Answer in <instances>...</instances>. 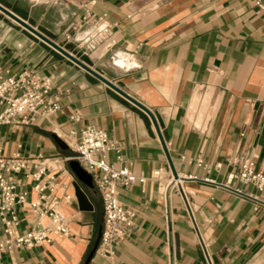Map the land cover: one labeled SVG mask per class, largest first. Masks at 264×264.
<instances>
[{"label": "crops", "instance_id": "crops-1", "mask_svg": "<svg viewBox=\"0 0 264 264\" xmlns=\"http://www.w3.org/2000/svg\"><path fill=\"white\" fill-rule=\"evenodd\" d=\"M0 2L64 45V34L83 13L52 0ZM91 10L95 18L106 14L117 45L83 59L152 114L0 11V66L53 76L52 94L63 105L32 124L0 126L3 151L70 156L92 125L122 143V161L112 151L109 162L149 177L119 189L121 201L135 212L131 235L113 258L96 249L89 264H210L200 235L213 264H264V206L256 208L247 196L264 200V186L230 178L244 165L264 175V10L252 0H97ZM114 51L128 59L115 64ZM76 114L79 120L72 119ZM69 163L63 164L71 170ZM155 171L159 178H151ZM58 175L70 183L58 194L74 195L62 205L71 218L70 236L8 250L0 264H85L103 226V201L95 187L81 183L94 209L80 210L75 173ZM177 175L200 235L173 185ZM19 213L25 231L35 218L30 209Z\"/></svg>", "mask_w": 264, "mask_h": 264}, {"label": "built area", "instance_id": "built-area-1", "mask_svg": "<svg viewBox=\"0 0 264 264\" xmlns=\"http://www.w3.org/2000/svg\"><path fill=\"white\" fill-rule=\"evenodd\" d=\"M52 1L74 4L83 10L64 34L65 45L60 43L64 47L71 44L73 49L68 48L74 55L83 59V56L89 57L98 51L110 52L117 45L111 35V26L105 22L106 14L93 17L91 7L97 0ZM252 1L259 10H264V0ZM111 58L118 64L120 58L127 60L128 56L114 51ZM53 84L51 75L40 76L29 69L12 73L0 66V126L32 124L38 116L49 118L60 112L63 105L60 96L52 94ZM72 119L79 120L80 116L73 115ZM121 149L122 143L111 138L105 129L92 125L83 129L70 156L28 157L19 152L9 155L0 146V255L14 248L31 249L70 236L71 218L65 214L62 205L71 204L74 195L68 192L58 194L59 190L70 185L59 178L58 172L72 173L63 163L77 160L91 175L103 201V229L97 252L113 258L116 246L131 235L135 225V212L121 201L119 189L149 179L137 175L131 165L116 167L109 162L108 154L112 151L117 153V160L122 161ZM197 161L202 163L201 158ZM160 173L155 171L151 178H159ZM230 178L254 183L259 189L264 186V175L249 165H244L240 173H231ZM178 182L179 179L173 185L178 186ZM28 185L31 189L27 188ZM32 192L36 195L34 199L29 197ZM247 196L256 200V208L264 206V200L258 196ZM19 209H30L35 218L25 231H21Z\"/></svg>", "mask_w": 264, "mask_h": 264}, {"label": "water", "instance_id": "water-1", "mask_svg": "<svg viewBox=\"0 0 264 264\" xmlns=\"http://www.w3.org/2000/svg\"><path fill=\"white\" fill-rule=\"evenodd\" d=\"M0 11L4 15L8 16L9 18L13 19L15 22L20 24L22 27L26 28L27 30H29L30 32L35 34L38 38H40L44 42L48 43L52 48H54L55 50H57L58 52H60L61 54H63L64 56H66L67 58L72 60L73 62H75L77 65H79L80 67H82L83 69H85L86 71H88L89 73H91L92 75H94L95 77H97L98 79L103 81L104 83H106L108 86H110L112 89H114L115 91L120 93L122 96H124L125 98H127L131 102H133L135 105H137L140 108L144 109L149 114H152V112L145 105H143L137 99H135L134 97H132L131 95L126 93L120 87H118L117 85L112 83L110 80H108L106 77H104L100 72H98L96 69H94V67H92L90 62H88L85 59H81L78 56L74 55L69 50L68 47L62 46L58 41H56V39H54L50 35L46 34L44 31H42L41 29L37 28L36 26L32 25V23L30 21H28L26 18L18 15L14 10H12L9 7L5 6L1 2H0ZM55 140H56V142L58 143V145L62 149H65V150L68 149V145H67V143L65 141H63L62 139H60L58 137H56ZM69 164H70L71 170L75 173V175L77 177V180L74 182V188H75V195H76V198H77V201H78L79 208L82 211H92L94 209V206L91 203L88 195L86 194V192L84 191V189L82 188V185H81V183H82V184H84V185H86L88 187L94 188L92 177L80 165V163L77 160H72V161H70ZM177 178L179 179L178 175H177ZM178 187H179V190H180V192H181V194H182V196H183V198L185 200V203L188 206L190 215L192 216V219L194 220L195 227L198 230V233L200 235L198 226H197V224L195 222V219H194L191 207H190V203L188 201L187 195H186V193L184 191V188L182 186L181 181H179ZM102 229H103V226H101L100 229H99V235H98V238H97V241H96L95 248L93 249L92 253L89 255V257L86 260L85 264H89L90 260L92 259L93 255H94V253H95V251H96V249H97V247H98V245L100 243V239H101V235H102ZM200 238H201V242H202L203 248L205 250V253L207 255V258L209 260V263L213 264L201 235H200Z\"/></svg>", "mask_w": 264, "mask_h": 264}, {"label": "rangeland", "instance_id": "rangeland-1", "mask_svg": "<svg viewBox=\"0 0 264 264\" xmlns=\"http://www.w3.org/2000/svg\"><path fill=\"white\" fill-rule=\"evenodd\" d=\"M23 4V3H22ZM24 5V4H23ZM3 14V13H2ZM4 15V14H3ZM47 34V33H46Z\"/></svg>", "mask_w": 264, "mask_h": 264}]
</instances>
